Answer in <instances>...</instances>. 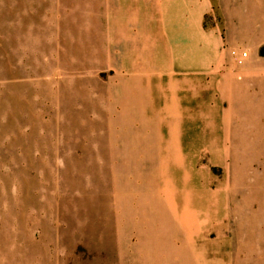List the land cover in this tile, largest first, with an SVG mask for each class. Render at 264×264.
Masks as SVG:
<instances>
[{"label":"rangeland","instance_id":"374dc122","mask_svg":"<svg viewBox=\"0 0 264 264\" xmlns=\"http://www.w3.org/2000/svg\"><path fill=\"white\" fill-rule=\"evenodd\" d=\"M119 6L0 0V264H264V0H208L197 30L201 52L214 49L203 59L219 90L197 86L195 102L218 101L225 151L221 162L195 152L188 169L210 178L203 186L227 209L217 230L195 234L188 257L141 204L173 184L205 189L170 167L158 176L149 139L163 106L129 67L156 54H132L116 35ZM232 49L247 52L241 65ZM186 134L199 145L202 127ZM147 223L157 226L148 244Z\"/></svg>","mask_w":264,"mask_h":264},{"label":"crops","instance_id":"0c3cea01","mask_svg":"<svg viewBox=\"0 0 264 264\" xmlns=\"http://www.w3.org/2000/svg\"><path fill=\"white\" fill-rule=\"evenodd\" d=\"M104 1L120 5L119 11L125 13L124 22L116 24L118 29L116 35H123L125 45L133 46L130 53L156 54V57H145L141 58L142 60L138 57L136 63L133 57L134 64L129 67L131 72L137 70L135 72L137 84L146 87L154 85L158 88L159 100L154 98L153 101H158L163 106L159 110V116L151 117L154 127L152 138L149 139L152 150L159 152L160 156L161 166L157 172L158 176L163 178L167 168L170 167L181 171L180 181L184 185L189 183L192 177L199 179L202 186L209 184L210 178L205 180L199 173L192 176L188 169L193 164L192 156L195 152L208 155L206 161L221 162V156L225 151L222 142L224 136L220 137L218 134V131L223 134V130L216 128L213 120L217 115L218 101L215 97L211 98L199 109L194 92L196 87L201 85L219 90L218 77L212 72L210 61L204 62L203 59L205 50L211 55L214 49L206 46L201 52L204 45L198 48L197 37L200 34L197 30L202 15L207 9L208 0ZM190 23L192 27L189 26ZM189 32H192V35H189ZM184 38L187 40H183ZM194 55L199 59H192ZM178 58L181 59L180 63L177 62ZM188 88L193 90L192 98L184 95ZM199 125L202 127V134L199 135L201 142L198 145L194 138L190 139L191 136H187L186 130L192 128L194 130ZM200 159L203 158L200 157L198 161ZM203 171L205 172L204 169ZM170 176L176 182L173 174ZM171 183L172 181L169 184ZM170 188L172 189L170 192L155 193L156 196L153 198L158 200L142 202L141 207L145 208V211L151 210L152 213L161 216L159 220H164L168 224L167 241L173 242L174 246L180 245L182 255L188 257L195 245L193 242L195 234L213 232L220 226L226 214V198L205 187L203 195H194L189 190L179 192L174 184ZM165 205H169L168 210L171 214L165 212ZM147 224L146 244L150 240H156L152 234L157 231L154 223ZM202 256V254L198 255L200 258Z\"/></svg>","mask_w":264,"mask_h":264},{"label":"built area","instance_id":"2783aa9c","mask_svg":"<svg viewBox=\"0 0 264 264\" xmlns=\"http://www.w3.org/2000/svg\"><path fill=\"white\" fill-rule=\"evenodd\" d=\"M235 61V63L241 65L245 59V57L247 56V52L243 51V52H238L235 49L231 50L230 53Z\"/></svg>","mask_w":264,"mask_h":264}]
</instances>
